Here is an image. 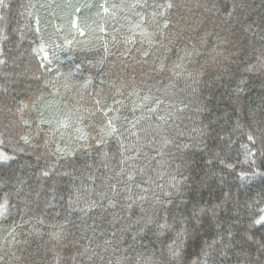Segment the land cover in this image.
Returning <instances> with one entry per match:
<instances>
[{"label": "trees", "instance_id": "trees-1", "mask_svg": "<svg viewBox=\"0 0 264 264\" xmlns=\"http://www.w3.org/2000/svg\"><path fill=\"white\" fill-rule=\"evenodd\" d=\"M261 216L264 0H0V264H264Z\"/></svg>", "mask_w": 264, "mask_h": 264}, {"label": "snow or ice", "instance_id": "snow-or-ice-1", "mask_svg": "<svg viewBox=\"0 0 264 264\" xmlns=\"http://www.w3.org/2000/svg\"><path fill=\"white\" fill-rule=\"evenodd\" d=\"M105 12H107V8L104 9ZM249 140H252V137L249 136ZM262 221H264V216H261L259 220L256 221V223H261ZM175 255V253H174Z\"/></svg>", "mask_w": 264, "mask_h": 264}]
</instances>
